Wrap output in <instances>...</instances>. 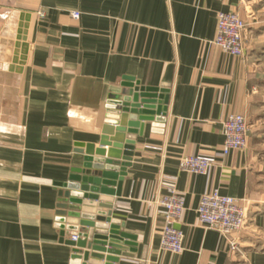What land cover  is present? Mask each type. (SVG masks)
Returning a JSON list of instances; mask_svg holds the SVG:
<instances>
[{"label":"crops","instance_id":"obj_1","mask_svg":"<svg viewBox=\"0 0 264 264\" xmlns=\"http://www.w3.org/2000/svg\"><path fill=\"white\" fill-rule=\"evenodd\" d=\"M221 12L246 21L242 57L214 44ZM126 79L169 99L143 122L115 198L109 220L136 243L118 264H264V0H0V264H82L73 232L59 228V185L84 168L88 146L100 148ZM235 114L248 148L221 157ZM191 155L216 159L210 176L180 171ZM169 177L186 197L181 254L161 247ZM211 189L246 211L243 256L198 223Z\"/></svg>","mask_w":264,"mask_h":264},{"label":"water","instance_id":"obj_2","mask_svg":"<svg viewBox=\"0 0 264 264\" xmlns=\"http://www.w3.org/2000/svg\"><path fill=\"white\" fill-rule=\"evenodd\" d=\"M18 39L24 42L17 46L22 47L25 54L26 37ZM168 99L163 89L141 87L132 79H126L120 93L111 101L118 118L104 128L100 148L94 150L88 146L84 168L73 174L68 183L59 185L64 189L61 195L65 203L59 211L62 236L67 230L79 235L77 242L67 241L75 247L74 260L82 264H118L119 257H132L126 250L136 246L132 242L135 238L121 233L120 227L109 218L113 215L115 198L121 197V187L143 122L164 116ZM107 147L108 151L104 149ZM81 214L85 217H80Z\"/></svg>","mask_w":264,"mask_h":264},{"label":"built area","instance_id":"obj_3","mask_svg":"<svg viewBox=\"0 0 264 264\" xmlns=\"http://www.w3.org/2000/svg\"><path fill=\"white\" fill-rule=\"evenodd\" d=\"M46 16L44 11L39 13ZM72 17L78 19L79 12H72ZM246 21L236 12H221L218 14L217 35L214 44L223 52L234 56L245 55L244 32ZM248 124L245 116L235 114L223 123L224 143L221 157L228 156L233 151H243L248 148ZM216 166L214 157L191 155L182 157L179 169L194 175L210 176ZM177 177H169L165 184L166 193L157 204L163 211L164 226L161 232V247L172 254L184 251V234L177 228L186 212V197L177 187ZM198 223L205 229L215 230L221 235L231 237L229 245L233 254L243 256L240 246V236L247 227V215L244 207L235 198L222 195L218 189L207 191L201 198L198 209ZM78 233H71L69 241L77 242Z\"/></svg>","mask_w":264,"mask_h":264}]
</instances>
